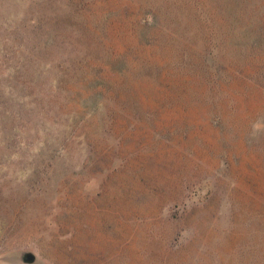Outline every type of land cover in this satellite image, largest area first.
I'll list each match as a JSON object with an SVG mask.
<instances>
[{"label":"rangeland","instance_id":"obj_1","mask_svg":"<svg viewBox=\"0 0 264 264\" xmlns=\"http://www.w3.org/2000/svg\"><path fill=\"white\" fill-rule=\"evenodd\" d=\"M264 264V0H0V264Z\"/></svg>","mask_w":264,"mask_h":264},{"label":"water","instance_id":"obj_2","mask_svg":"<svg viewBox=\"0 0 264 264\" xmlns=\"http://www.w3.org/2000/svg\"><path fill=\"white\" fill-rule=\"evenodd\" d=\"M23 259H24V262L25 263H29V264H31V263H33L35 261V257L31 253L25 254L24 257H23Z\"/></svg>","mask_w":264,"mask_h":264}]
</instances>
